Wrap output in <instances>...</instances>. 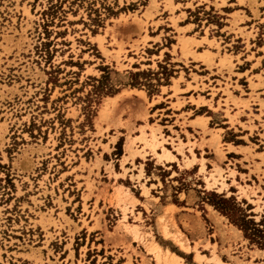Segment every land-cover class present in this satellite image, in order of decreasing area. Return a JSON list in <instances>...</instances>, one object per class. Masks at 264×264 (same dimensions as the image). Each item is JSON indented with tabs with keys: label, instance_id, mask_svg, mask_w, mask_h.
<instances>
[{
	"label": "rangeland",
	"instance_id": "obj_1",
	"mask_svg": "<svg viewBox=\"0 0 264 264\" xmlns=\"http://www.w3.org/2000/svg\"><path fill=\"white\" fill-rule=\"evenodd\" d=\"M200 1L0 0V264H150L145 250L154 253L156 264H197L185 251L188 239L198 235L206 245L212 240L210 260L217 264L222 263L214 253L216 240L226 244L225 255L232 253L228 260L233 264H264L260 177H251L255 185L246 181L251 187L237 184L226 192L221 181L206 189L202 180L192 179L193 172L143 158L145 148L154 151L159 143L155 133L164 116L153 106L159 89L164 91L178 71L183 80V75L196 79L204 72L193 63L171 60L169 51L179 49L185 58L193 49L184 41L213 43L208 31L221 29L227 16ZM248 2L243 6L247 13L256 21L261 13L264 19V0ZM243 33L252 42L246 41L247 64L239 65L243 75L219 67L211 73L217 79L205 78L209 88H194L211 90L210 96L221 90L224 102L256 101L253 118L262 128L257 136L264 139V53L258 48L264 21ZM238 38L228 39L224 52ZM190 115H183V127ZM254 136L247 141L253 148ZM139 162L150 178L143 183L160 178L163 186L157 190L179 206L183 203L173 189L196 190L188 205L199 217L195 226L171 215L176 233L164 227L161 234L155 226L164 217L159 206L135 208L129 188L138 195L139 185L131 184L132 171L139 181ZM217 195L232 198L226 210L217 207ZM135 221L146 223L154 231L150 241L172 254L143 245ZM215 221L221 231L215 232ZM200 243L197 239L192 247L199 260Z\"/></svg>",
	"mask_w": 264,
	"mask_h": 264
},
{
	"label": "crops",
	"instance_id": "obj_2",
	"mask_svg": "<svg viewBox=\"0 0 264 264\" xmlns=\"http://www.w3.org/2000/svg\"><path fill=\"white\" fill-rule=\"evenodd\" d=\"M207 2L204 0L200 1V3L214 8L217 12L227 14L224 18L225 21L221 24V29L210 28L208 31L207 40H212L211 38L214 37L213 43L210 44L207 41H201L199 44H191V41H184L182 43L183 46H187L188 44L191 46L190 49H193V55H187L184 58L179 49H176L175 54H172L171 50L169 51L171 60H177V62L183 64L193 63L199 69H203L204 72L196 73V79L191 75L188 77L183 75V80L178 79V71L177 75L172 77L170 83L163 85L165 87L164 91L163 89H159V92L156 94L157 99H154L155 102L153 105L158 114L164 116V119L159 117L162 121L160 124L161 128L155 133L159 143L155 146L154 151L145 148L143 158L151 159L155 166L162 165L164 168H172L173 164H175L181 171L193 172L192 179L202 180V184L206 189L217 188L221 181H223L226 187L222 190L227 192L231 186L237 188V184L251 187V184L246 181L252 179V176L256 178L260 177L264 183V161L262 160L264 139L257 136V134L262 136L263 133L261 132L262 128L259 126L260 123L253 118L254 114L258 113L256 111L259 107L256 101L252 103L251 100H249L248 105H245L242 101L234 103L228 100L224 102L225 97L222 95L221 90L214 92V95L210 96L212 93L211 90L199 91L198 89H201L203 85L206 86V89L209 88L210 84L205 78H208L209 81L217 79L212 78L211 73L217 72L220 68L223 69L222 72H226L227 70L225 68L231 67L235 73L243 75L244 70L239 65L247 64L250 56L246 41H248L249 46L252 44L251 37L243 35V30L253 32L256 22H263L264 19H262L263 15L261 13H259L257 21L253 13V16L247 13L243 6L249 7L248 0H207ZM235 5H239V8ZM258 12H260L259 9ZM220 31L222 34H220ZM187 37H190V35H187ZM201 37L204 36L201 35ZM235 37H240L241 39L238 38V42L233 45L234 48L232 50L224 52L225 42L228 39L232 42ZM195 39L200 40L197 37ZM215 42H218L219 49L215 45ZM258 48L262 49L264 53V42ZM225 53L228 55L227 57H225ZM161 55L164 56L165 51ZM253 62L254 60L250 59V63ZM195 86L198 89H195ZM213 87L216 88L215 85ZM175 88H177V91H174ZM190 97L194 101L190 100ZM201 97L203 98L202 100L200 99ZM247 98L249 97L244 96L241 99L245 100ZM163 100L164 103H162ZM178 101L182 103L176 105ZM160 111L163 112L160 113ZM187 113L191 115L186 117L188 123L183 127L181 124L182 117L183 115L186 116ZM167 116H169V119L166 118ZM253 134L255 135V142H253L255 145L254 148L247 142L250 141L249 137ZM163 148L167 149L168 152L165 153ZM138 156L140 157L141 155H135V157ZM255 163L258 164L259 171L256 170ZM139 164L141 167H136L137 172H140L139 181L135 182L137 180L134 176L136 172L132 171L133 184H131L134 187L139 185L137 189L138 195L134 194L131 188H129V192L136 199L135 208H137V204L142 205L145 209H152L155 206H159L164 217L162 221H156L157 224L155 226L157 232L161 234H163L162 230H164V227L167 232L176 233V229L170 221L171 215L180 222H185L188 226H191V221H193V225L195 226V222L198 221L199 217L193 212L188 211L189 209L193 210L188 205L191 204L190 201L196 194V190L194 188L173 189V192L176 193L173 196L183 203V205L179 206V204L173 202L171 195H163L161 190H157L163 186L160 178H157V181L154 179V182H147V179L150 180V178L145 172V163L142 164L139 162ZM127 174L130 176L129 173ZM146 177L147 179L143 183L142 179ZM213 178L217 180L214 184L212 183ZM252 181L255 185L256 181L254 179ZM208 184L212 185L208 187ZM144 188L146 191H144ZM248 200H253L254 203V199ZM138 212H133V216H136ZM140 213L143 219V214L142 212ZM165 220L166 224L163 226ZM135 223L139 226L140 238L145 239V243H142L143 245L149 244L152 247L155 246L154 249H159L162 253L168 252V254H172L170 250L164 249L155 239L152 242L150 241V236L154 231L151 232L149 227L146 226V223L143 226H141L139 221H135ZM216 225L217 222L215 221V228L217 227ZM220 225H223L222 221H220ZM177 227L180 230L179 225ZM221 230L222 227H219V229H215V232ZM142 233L149 234V236H143ZM197 239L201 240V243L197 246L198 256L202 257L200 260L196 259V254L192 248ZM206 241V238L202 239L199 235L195 239H188L189 248L185 252L190 253L191 258L197 264H217V262L210 260L212 257L213 242L210 239L208 240V245H206ZM215 243L219 248L214 253L220 262L222 264H233L235 262L234 259L228 260V256L233 257L231 255L232 253L228 252L229 255H225L227 252L223 248H226V244L219 245L218 240ZM145 256L150 259V264H156L154 253L145 250Z\"/></svg>",
	"mask_w": 264,
	"mask_h": 264
},
{
	"label": "trees",
	"instance_id": "obj_3",
	"mask_svg": "<svg viewBox=\"0 0 264 264\" xmlns=\"http://www.w3.org/2000/svg\"><path fill=\"white\" fill-rule=\"evenodd\" d=\"M217 207L226 210V207L228 204L232 203V198L231 197H224L222 195H217ZM224 203V204H223ZM216 204V203H215ZM226 205V207H225ZM253 223V222H252ZM255 224V223H253ZM254 230L260 231L258 228L254 227Z\"/></svg>",
	"mask_w": 264,
	"mask_h": 264
},
{
	"label": "bare ground",
	"instance_id": "obj_4",
	"mask_svg": "<svg viewBox=\"0 0 264 264\" xmlns=\"http://www.w3.org/2000/svg\"><path fill=\"white\" fill-rule=\"evenodd\" d=\"M154 145V144H153ZM167 151H165V153H166Z\"/></svg>",
	"mask_w": 264,
	"mask_h": 264
}]
</instances>
